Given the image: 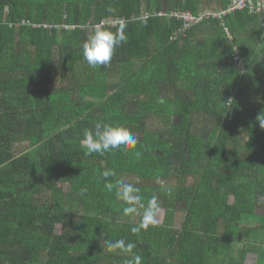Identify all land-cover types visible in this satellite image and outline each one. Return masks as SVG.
<instances>
[{
	"label": "trees",
	"instance_id": "trees-1",
	"mask_svg": "<svg viewBox=\"0 0 264 264\" xmlns=\"http://www.w3.org/2000/svg\"><path fill=\"white\" fill-rule=\"evenodd\" d=\"M230 3L0 0V264H124L120 239L142 264H264V7L174 16ZM115 19L126 41L89 66L83 43ZM98 123L136 146L86 154ZM121 181L158 197L154 227L131 233Z\"/></svg>",
	"mask_w": 264,
	"mask_h": 264
},
{
	"label": "clouds",
	"instance_id": "clouds-1",
	"mask_svg": "<svg viewBox=\"0 0 264 264\" xmlns=\"http://www.w3.org/2000/svg\"><path fill=\"white\" fill-rule=\"evenodd\" d=\"M126 39L123 28L113 33L105 29L101 24H97L83 43V59L92 67L107 65L112 60L115 48L126 41ZM230 101L228 100L227 103ZM256 122L260 129L264 130V110L256 117ZM80 143L86 149V154H104L113 149H120L121 151L132 149L137 144V138L122 126L98 123L94 131L85 130ZM102 175L107 180L108 177L114 176L115 173L111 169H106ZM105 187L109 191L113 190L112 183H106ZM138 191L132 184L121 181L116 193L117 198L125 204L122 209L123 215L125 217H140V222L130 229L134 235L139 234L142 230H148L149 227H154L157 224V216L160 211V203L156 195H153L145 203L141 196L137 194ZM108 247L110 251L118 250L122 254L131 256V259H126L124 264H142L141 256L133 252L136 248L135 243L120 239L110 242Z\"/></svg>",
	"mask_w": 264,
	"mask_h": 264
},
{
	"label": "built area",
	"instance_id": "built-area-1",
	"mask_svg": "<svg viewBox=\"0 0 264 264\" xmlns=\"http://www.w3.org/2000/svg\"><path fill=\"white\" fill-rule=\"evenodd\" d=\"M256 1V3H255ZM264 7V0H231V3L229 5V7L226 10H223L219 13L217 12H207L204 14H201L199 17H194L191 14H175L174 16H176L177 18L183 19L185 22V26L188 27L192 24L197 23L198 21H200L203 18H208V17H212V18H221L222 16L229 14V13H233L236 11H240V10H250L251 12L253 11H259L261 8ZM165 13H159L158 16H165ZM123 20H112L109 22H104L102 21L100 24L103 27H107V26H114L117 27L120 24H123ZM234 61L237 63L236 65L240 68H243V64L239 58V55L237 53V50H235V55H234ZM242 64V65H241Z\"/></svg>",
	"mask_w": 264,
	"mask_h": 264
},
{
	"label": "rangeland",
	"instance_id": "rangeland-1",
	"mask_svg": "<svg viewBox=\"0 0 264 264\" xmlns=\"http://www.w3.org/2000/svg\"><path fill=\"white\" fill-rule=\"evenodd\" d=\"M24 147H25V145H20L19 149H23ZM24 149H25V148H24ZM126 178H128V179H135V180H136V178L133 177V176H128V177H126Z\"/></svg>",
	"mask_w": 264,
	"mask_h": 264
}]
</instances>
